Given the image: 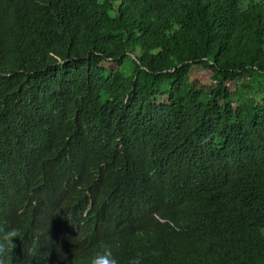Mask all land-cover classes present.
Listing matches in <instances>:
<instances>
[{
  "label": "trees",
  "instance_id": "obj_1",
  "mask_svg": "<svg viewBox=\"0 0 264 264\" xmlns=\"http://www.w3.org/2000/svg\"><path fill=\"white\" fill-rule=\"evenodd\" d=\"M263 88L264 0H0V264H264Z\"/></svg>",
  "mask_w": 264,
  "mask_h": 264
},
{
  "label": "clouds",
  "instance_id": "obj_2",
  "mask_svg": "<svg viewBox=\"0 0 264 264\" xmlns=\"http://www.w3.org/2000/svg\"><path fill=\"white\" fill-rule=\"evenodd\" d=\"M70 229L71 228H66V229H62L59 231L64 233L66 237L70 238L72 251H75L78 248H80V246H79L77 240L75 239L74 232L71 233L69 231ZM66 231H68V232H66ZM69 233H71V234H69ZM17 235H18L17 230L13 228L5 234L4 240L7 243L12 244L14 239L17 237ZM99 246H100L101 250L99 252H97L92 257L90 264H119V261L117 260V258L113 254L112 249L109 245H107L103 241H101ZM7 249H8V247L6 245L0 243V255H1V258L3 260L6 256ZM130 264H141V260L139 257L134 258L130 261Z\"/></svg>",
  "mask_w": 264,
  "mask_h": 264
},
{
  "label": "rangeland",
  "instance_id": "obj_3",
  "mask_svg": "<svg viewBox=\"0 0 264 264\" xmlns=\"http://www.w3.org/2000/svg\"><path fill=\"white\" fill-rule=\"evenodd\" d=\"M130 64V63H129ZM128 64V67L130 66ZM103 67L104 68H106V69H116V70H118V69H120V67L117 65V64H113V63H105L104 65H103ZM195 73H198V71H197V69L195 70ZM194 73V75L195 76H197V74H195ZM197 78V77H196ZM211 82H209L207 85H208V87H210L211 85ZM231 87H232V90H235L236 89V87H237V84L236 83H232L231 84ZM167 88H169V86L167 87ZM263 93H264V88L262 89V91H261V95L263 96ZM259 95V94H258ZM168 99H169V97H161V98H158L157 99V102L159 103V104H167L168 103Z\"/></svg>",
  "mask_w": 264,
  "mask_h": 264
}]
</instances>
